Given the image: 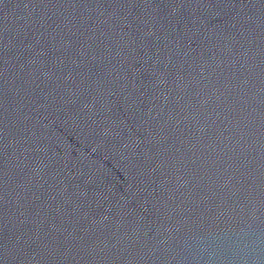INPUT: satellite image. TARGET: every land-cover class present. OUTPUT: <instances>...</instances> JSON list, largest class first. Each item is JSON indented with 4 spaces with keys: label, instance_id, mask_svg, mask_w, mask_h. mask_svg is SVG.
<instances>
[{
    "label": "water",
    "instance_id": "obj_1",
    "mask_svg": "<svg viewBox=\"0 0 264 264\" xmlns=\"http://www.w3.org/2000/svg\"><path fill=\"white\" fill-rule=\"evenodd\" d=\"M0 264H264V0H0Z\"/></svg>",
    "mask_w": 264,
    "mask_h": 264
}]
</instances>
